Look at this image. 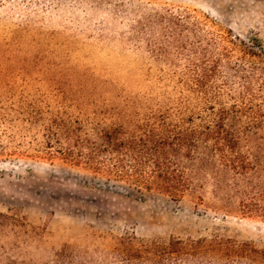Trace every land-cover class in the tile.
I'll return each mask as SVG.
<instances>
[{
  "label": "trees",
  "instance_id": "16d2710c",
  "mask_svg": "<svg viewBox=\"0 0 264 264\" xmlns=\"http://www.w3.org/2000/svg\"><path fill=\"white\" fill-rule=\"evenodd\" d=\"M148 53L171 68L173 93L125 96L83 87L0 91V163L15 158L61 163L139 193L180 201L198 180L239 197L244 216L264 220V42L242 38L207 14L154 12ZM41 238L39 228L0 212L5 264H236L257 250L233 241L134 234L111 249L64 245L44 262L17 259ZM17 256V257H16ZM264 264V258H260Z\"/></svg>",
  "mask_w": 264,
  "mask_h": 264
},
{
  "label": "rangeland",
  "instance_id": "374dc122",
  "mask_svg": "<svg viewBox=\"0 0 264 264\" xmlns=\"http://www.w3.org/2000/svg\"><path fill=\"white\" fill-rule=\"evenodd\" d=\"M207 14L242 38L264 42V0H0V91L72 86L125 96L173 93L171 68L148 53L151 15L163 8ZM238 195L198 180L180 201L139 193L61 163L15 158L0 163V212L41 231L17 259L44 262L66 244L111 249L117 238L166 244L208 239L257 250L236 264L264 258V220L247 217ZM0 253V264H5ZM264 262V261H263Z\"/></svg>",
  "mask_w": 264,
  "mask_h": 264
}]
</instances>
